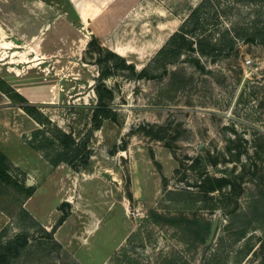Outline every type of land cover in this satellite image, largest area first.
<instances>
[{
    "label": "rangeland",
    "instance_id": "1",
    "mask_svg": "<svg viewBox=\"0 0 264 264\" xmlns=\"http://www.w3.org/2000/svg\"><path fill=\"white\" fill-rule=\"evenodd\" d=\"M198 1L0 0L2 91L18 85L77 139L98 97L112 110L85 163L26 158L0 173V241L22 238L10 264H262L264 44L135 78L107 53L138 73Z\"/></svg>",
    "mask_w": 264,
    "mask_h": 264
},
{
    "label": "trees",
    "instance_id": "2",
    "mask_svg": "<svg viewBox=\"0 0 264 264\" xmlns=\"http://www.w3.org/2000/svg\"><path fill=\"white\" fill-rule=\"evenodd\" d=\"M239 42L264 44V0H199L192 6L186 17L180 22L163 45L154 53L137 73L132 63H128L123 57L107 50L110 60L114 63L120 61L116 67L125 69L129 77L153 75L158 70H165L169 64H173L185 55H193L192 59L198 63L200 58L211 57L215 54L229 52L235 49ZM108 76L100 73V76ZM4 84L8 85L3 81ZM9 90L14 96L5 93L12 101L17 98L22 109L38 127L28 136H24L30 148L40 153L48 163L56 167L66 164L75 167L85 163L89 157L88 141L93 129H98L104 119H108L112 110L108 108L98 97L90 116L91 127L80 138H75L72 132H65L47 116L41 107L31 104L23 95L11 86ZM27 137V138H26ZM12 164L6 156L0 152V173L3 174ZM252 204L258 209L264 210V192H258L253 196ZM59 210V208H58ZM27 216L31 223L38 225L24 208L20 210ZM63 218L57 220L61 224ZM260 231L264 235V221L261 222ZM5 227L0 230V239L5 233ZM246 229L239 228L232 234L240 241L246 236ZM25 234V233H24ZM249 238V237H248ZM21 236L0 241V264H10L16 251ZM264 243V239H262ZM55 244L60 247L58 242ZM249 239L244 242L240 250L236 251L235 263H239L249 253ZM208 264H211L210 262ZM264 264V257L262 260Z\"/></svg>",
    "mask_w": 264,
    "mask_h": 264
},
{
    "label": "crops",
    "instance_id": "3",
    "mask_svg": "<svg viewBox=\"0 0 264 264\" xmlns=\"http://www.w3.org/2000/svg\"><path fill=\"white\" fill-rule=\"evenodd\" d=\"M11 87L16 91L20 89L16 84ZM37 127L38 125L34 120L15 105L5 93L0 91V152L13 166L25 164L23 161L26 158L35 163L42 160L46 162L39 152L28 146L24 139V136H28ZM7 223L8 217L0 211V230Z\"/></svg>",
    "mask_w": 264,
    "mask_h": 264
},
{
    "label": "water",
    "instance_id": "4",
    "mask_svg": "<svg viewBox=\"0 0 264 264\" xmlns=\"http://www.w3.org/2000/svg\"><path fill=\"white\" fill-rule=\"evenodd\" d=\"M27 183L28 184H31V181L30 180H27ZM216 228H217V219H214L211 222L210 227H209V233H208L207 238L205 240L206 244H210L211 238L214 235V233L216 231Z\"/></svg>",
    "mask_w": 264,
    "mask_h": 264
},
{
    "label": "built area",
    "instance_id": "5",
    "mask_svg": "<svg viewBox=\"0 0 264 264\" xmlns=\"http://www.w3.org/2000/svg\"><path fill=\"white\" fill-rule=\"evenodd\" d=\"M250 61L248 60L246 63H249Z\"/></svg>",
    "mask_w": 264,
    "mask_h": 264
}]
</instances>
